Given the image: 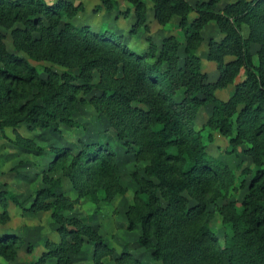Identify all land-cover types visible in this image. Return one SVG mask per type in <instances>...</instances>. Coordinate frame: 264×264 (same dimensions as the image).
I'll list each match as a JSON object with an SVG mask.
<instances>
[{"label": "trees", "instance_id": "trees-1", "mask_svg": "<svg viewBox=\"0 0 264 264\" xmlns=\"http://www.w3.org/2000/svg\"><path fill=\"white\" fill-rule=\"evenodd\" d=\"M121 1L132 6L134 26L146 27V0ZM147 1L157 23L179 19L184 43L169 35L158 49L150 45L144 54H135L116 37L63 21V14L72 18L76 10L66 1L0 0V27L9 31L12 46L7 48L0 32V130L21 124L30 130L58 124L78 128L71 118L80 102L76 95L97 90L99 95L90 100L95 112L106 119L127 154L148 164L130 175L137 189L125 219L128 231L140 228L137 245L150 250L158 264H264V0H231L221 8L217 5L223 0ZM99 2V9L117 8L116 0ZM209 22L222 35L207 44L206 60L218 72L212 83L197 55L203 42L200 32ZM28 60L76 69L82 85H73L70 74L46 67L42 78ZM94 73L96 84L91 83ZM231 84L232 95L218 99L215 92ZM203 106H210L206 126L229 139L231 150L224 153L240 152L254 164L255 169L246 172L249 181L240 208L234 202L216 207L219 198L235 190V177L207 153L193 128ZM21 146L30 147L26 141ZM49 155L50 170H61L77 200L106 204L126 193L116 151L107 142L79 139L73 149L50 148ZM56 185L37 193L32 210H53L60 242L47 244L35 264L54 259L70 264L69 255L80 252L84 237L94 243V255L98 250H105L102 256L110 254L92 227L60 214L76 202L56 193ZM5 199L0 194L4 207ZM48 199L53 202L46 203ZM210 207L229 226L222 240L211 227ZM15 238H0V257L16 256ZM114 264L142 263L123 253Z\"/></svg>", "mask_w": 264, "mask_h": 264}, {"label": "rangeland", "instance_id": "rangeland-1", "mask_svg": "<svg viewBox=\"0 0 264 264\" xmlns=\"http://www.w3.org/2000/svg\"><path fill=\"white\" fill-rule=\"evenodd\" d=\"M59 0H45L47 3H54ZM70 3L76 10L72 18L63 14V21L75 27H87L94 33H105L119 39V41L135 54H144L153 45L159 48L161 41L166 36L172 35L179 42L184 43L182 31L178 28V18L174 17L166 24H159L153 18L152 4L145 1L146 6V27H135L133 8L128 3L116 0L117 8L106 11L100 8L99 0H62ZM195 4L198 0H188ZM207 1V0H204ZM223 0L217 6L221 8L226 2ZM191 14L190 17H195ZM0 32L5 36V44L12 50L9 31L0 27ZM203 42L197 50V55L202 64V71L207 74L208 82H215L218 72L213 62L206 60L207 44L210 39L219 41L222 38L214 22L207 23L201 30ZM242 35L247 36V28H242ZM253 54L256 48L253 47ZM27 59L24 54H19ZM256 63V55L253 56ZM34 66L42 78L45 77L43 68H50L54 72L68 73L72 77L73 85L81 86L82 81L77 79L76 69L62 68L48 62H34L28 60ZM98 82V75L94 73L92 84ZM234 85H228L224 89L217 90L215 95L218 99L226 101L233 93ZM97 90L84 93L79 91L76 95L80 102L75 105L71 118L80 124L78 128H67L61 124L52 125L47 129L30 130L25 124L15 129L5 128L0 130V194L6 197L4 203L0 201V238L4 236H15L16 256L12 260L0 257V264H35L47 250V244L59 243L60 238L57 232L59 225L51 217L53 210L41 211L32 210L36 202L37 193L51 185L55 192L62 194L65 198L75 201L73 208L61 212L65 219L77 220L78 223L92 227L98 236L101 237L104 245L112 252L106 254L105 250H98L94 255L95 246L92 241L84 237V243L78 254H70V264H114L115 258L123 253H129L142 264H158L151 258V251L139 247L137 239L140 236V228L133 231L126 229L125 212L133 204V197L136 185L131 180V173H141L148 165L146 162H136L131 154H127L122 142L118 141L112 129L104 117L97 114L92 107L91 98L98 96ZM210 116V106L201 107L194 120L193 128L200 132L202 142L206 146L209 155L223 162L235 177L233 188L224 199L216 201V207L229 202L236 203L240 208L244 196L247 193L249 176L247 171L255 169L252 161L241 154H225L231 150L229 139L220 136L206 126ZM58 130V131H56ZM85 143L107 142L113 147L117 154V162L120 169V181L126 193L116 196L110 203L94 204L85 199L77 200V193L73 190L68 178L62 175L60 169L50 170V163L53 157L49 155L50 148L73 149L78 140ZM22 141L28 142V148L22 147ZM39 147L42 153L30 151ZM76 151L73 152V155ZM45 181H49L46 183ZM77 200V201H76ZM53 202L52 199L45 201ZM211 227L217 233L219 239L229 232V226L222 223L221 216L216 212L215 207ZM67 225V228H73ZM222 245V243H221ZM10 254V253H9ZM45 264H56V260L45 262Z\"/></svg>", "mask_w": 264, "mask_h": 264}, {"label": "crops", "instance_id": "crops-1", "mask_svg": "<svg viewBox=\"0 0 264 264\" xmlns=\"http://www.w3.org/2000/svg\"><path fill=\"white\" fill-rule=\"evenodd\" d=\"M118 196H120V195H118Z\"/></svg>", "mask_w": 264, "mask_h": 264}]
</instances>
